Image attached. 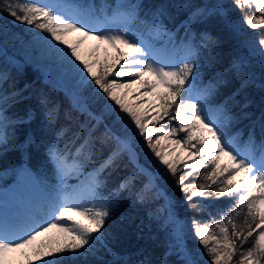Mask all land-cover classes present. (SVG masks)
I'll return each mask as SVG.
<instances>
[{
	"label": "snow or ice",
	"instance_id": "1",
	"mask_svg": "<svg viewBox=\"0 0 264 264\" xmlns=\"http://www.w3.org/2000/svg\"><path fill=\"white\" fill-rule=\"evenodd\" d=\"M232 4L241 11L243 24L253 30L264 29V0H232ZM75 7L77 11H69V6L58 0H0V12H6L14 21L27 26L34 41L44 44L61 63L79 75L80 85L88 87L94 82L97 86L94 95L103 93L118 106L117 109L113 105H104L107 111L115 113L118 121L125 120L135 125L137 135L144 137L147 148L166 166L167 174L174 178L189 211L203 213L209 207L205 201L223 197L233 201L226 210L220 211L218 218L209 213V219L203 220L197 219L196 215L180 219L174 202L168 200V222L172 230L165 256L176 254L181 264H264V145H261L258 157L251 149L250 145L254 143L251 138L249 145L241 149L237 138L228 132V125L234 117L227 113L224 106L212 109L207 103L214 86L211 89L197 88L195 81L198 77L193 76L201 48H210L215 43L214 38L207 32L200 33V42L197 43L196 34H189L186 30L185 38L178 46L185 54L178 59L161 60L152 46L138 39L131 30V25L139 19L140 5L132 4L123 10L113 11L111 15L102 10L103 19L96 15L92 6ZM253 8L258 14L249 15L245 11ZM205 14H211V10L197 8L184 23L190 26L194 18ZM162 15V12L156 14L152 27L158 34L174 40L175 34L165 26ZM70 32H78L81 37L70 44L64 39ZM259 35L258 45L264 49V33ZM86 38L110 44L116 49L115 61L111 64L105 62L99 72L93 71L99 62L90 63L78 53L79 45ZM123 48L130 51L124 52ZM260 55L264 57V51H260ZM117 64L121 71L113 73ZM242 67L241 61L232 65L237 72ZM109 75L129 77V86L139 84L144 94L154 95L160 101L158 108L163 110V115L157 111L151 119L159 123L164 116H168L170 120L177 121L178 127L170 126L167 131L155 125L150 128L145 121L148 110L137 112L134 106L125 104L114 93V89L124 86V82L115 78L110 80ZM8 79L6 73L0 72V145H7L9 128L13 124L7 115L9 102H15L21 95L17 90L8 92L4 88ZM161 88L163 91H157ZM41 103H45V98L41 99ZM83 110L87 111L86 108ZM121 113L127 115L122 116ZM46 115L51 122L53 113L49 111ZM92 119L100 123V118L92 116ZM153 129L164 136L183 132L185 135L175 139L174 143L182 148L195 149L189 153L191 163L184 162L180 168L175 160L166 159L157 149L159 139L148 140ZM94 130L95 126L89 130L88 138L75 154L62 152L58 146L49 147L48 159L58 177L57 182L48 185L39 181L47 194L26 217H15L11 221L0 217V264H11L7 259L9 252L32 245L38 236L52 228L63 234L62 242L41 241L33 252L39 264H66L68 260L71 264H78L82 257L97 254L98 242L106 246L104 226L114 215L112 198L134 188L137 176L132 173L105 196L102 191L106 186L103 174L107 169L118 166V161L126 152L130 159L135 154L129 137L114 136L116 147L88 173L86 183L78 189L69 190L66 178L74 173L83 175L85 166L93 162L91 157L94 153L89 151L85 154L83 149L89 145ZM103 135L113 138L114 134L106 127ZM225 157L228 163L221 164V159ZM183 168L190 170L184 172ZM197 169L202 170L197 173L202 182H188ZM140 171L149 175L151 180V185L145 183L137 191V199L143 203L146 193L155 186V177L142 167ZM240 173L243 176L236 180ZM68 213L83 217L88 223L74 220ZM189 229L198 241L196 250L187 247ZM246 244L249 246L245 247ZM29 264L34 262L29 261Z\"/></svg>",
	"mask_w": 264,
	"mask_h": 264
},
{
	"label": "trees",
	"instance_id": "2",
	"mask_svg": "<svg viewBox=\"0 0 264 264\" xmlns=\"http://www.w3.org/2000/svg\"><path fill=\"white\" fill-rule=\"evenodd\" d=\"M58 2L68 5L69 11L72 12L78 10L75 6H92L100 18L103 17L102 10L112 14L113 11L138 4L141 6L139 19L131 25V29L149 37L161 35L153 29L152 24L156 14L162 12L163 23L175 34L174 40H169L165 36L166 40L168 44L174 45L173 50L179 56L185 54L178 46L184 40L186 30L189 34H196L197 43L200 42V33H209L215 43L210 48H201L196 58L197 67L193 71L195 76L198 74L196 86L210 89L214 86L212 94L207 99L209 107L215 109L217 106H224L227 113L234 117L228 125L229 135L237 138V144L241 149L249 145L251 138L254 140L250 145L252 151L261 153V145H264V73L256 63L246 61L242 56L232 20L228 15H222L220 9L217 10L218 4L215 0H58ZM223 7L227 13L237 12L233 16L234 19H238L237 22L242 21L241 11L232 3L226 2ZM197 8L209 9L211 14L194 18L190 26L185 24L184 22ZM253 12L256 13L255 9ZM3 15L6 16V12H0V20ZM257 30L259 34L264 33V29ZM4 32L5 30L0 32V72L9 76L4 88L8 92L17 90L21 95L15 102L10 101L8 106L7 115L13 124L9 128L10 138L7 145L0 146V185L7 187L16 183L21 168L31 170L39 181L53 182L56 174L48 159L49 147L58 146L62 152L75 154L76 149L88 138L89 130L95 126L89 145L83 149L85 154L89 151L94 153L91 157L93 162L84 168L81 180L83 185L88 179V173L116 147L114 136L129 137L131 145L140 154L142 164L155 174L159 187H151L143 203L137 199V191L149 181L139 167L130 161L127 152L118 161V166L107 169L103 174L106 186L102 191L105 196L132 173H136L137 176L135 187L112 198L114 215L104 226L106 246L98 242L97 254L82 257L78 264H164L165 260L166 264H181L176 254L165 256L170 237L164 227V218L169 210L165 209V200L160 191H164L168 200L174 202L180 219L196 215L197 219L208 220L209 213L218 218L220 211L226 210L233 201L228 197L205 201L209 207L203 213L189 211L183 193L175 186L174 178L167 174L166 166L153 158L155 155L151 149H147V141L143 136L137 135L138 129H132L125 120H116L115 113L105 109L104 105L110 102V98L103 93L99 96L94 95L97 87L94 82L84 88V94L94 112V115L90 116L75 110L66 95L47 85L36 66L29 63L19 67L14 65L11 55L15 56L19 47L13 39L5 43L6 47L3 42L6 37ZM235 61H241L243 64L240 72L232 68ZM104 63L102 62V65ZM115 68L113 73L119 71L117 67ZM113 78L117 77L113 75L108 77L110 80ZM42 98H45L44 104L41 103ZM49 111L53 113L51 122L46 115ZM92 116L100 118V123L92 119ZM172 123L178 127L177 121L164 116L159 123L151 121L150 125L168 129ZM106 127L114 134L113 138L104 137ZM153 139V136L148 137V140ZM102 140L105 142L101 143ZM190 149L193 151L194 148ZM174 160L180 168L184 162L191 163L186 159ZM189 170L183 168L184 172ZM200 171L202 170L197 169L189 177L188 182H202L197 175ZM236 180L240 179L236 176ZM56 241L62 242L61 239H57L53 243ZM186 243L192 250L199 247L190 229ZM66 264H71V261H66Z\"/></svg>",
	"mask_w": 264,
	"mask_h": 264
},
{
	"label": "rangeland",
	"instance_id": "3",
	"mask_svg": "<svg viewBox=\"0 0 264 264\" xmlns=\"http://www.w3.org/2000/svg\"><path fill=\"white\" fill-rule=\"evenodd\" d=\"M218 4L219 11L222 15H228L229 19L232 20V27L234 32L237 35L238 39V48L242 56L246 61H252L256 63L264 73V57L260 55V51H264L258 45L260 35L258 30H253L247 25L243 24L242 21L237 22L238 19H234V15L237 12H226V9L223 7L224 3H232V0H215ZM254 9V8H253ZM253 9H248L247 14H256L253 12ZM108 13V12H107ZM109 14V13H108ZM111 15V14H109ZM238 17V16H237ZM103 19V17L101 18ZM117 27H119L117 25ZM2 28V29H1ZM5 30L4 34V44L9 40H16V46L19 47L15 56H12V61H15L19 65H24L25 63L33 64L40 71V74L43 76L51 75L54 78L60 79L67 86L76 89L81 95L87 96L84 94V86L79 83V75L75 73L68 65L61 63L54 54H51L46 46L42 43H38L33 40L31 31L27 26L19 24L14 21L12 17L7 15L2 21H0V32ZM135 36L138 39L143 40L147 44L151 45L153 50L156 52L157 56L161 60H170L173 58L178 59L180 56L176 51L173 50V44H168L166 37L164 35L156 36H143L136 33L133 29ZM40 35H44L40 33ZM2 37V36H1ZM4 37V36H3ZM2 37V38H3ZM81 37V34L78 32L68 33L64 39L67 40L70 44L75 43ZM55 44V41H52ZM7 47V44H5ZM122 47V46H121ZM124 52L130 51V49L123 48ZM78 53L80 54L83 60H87L90 63L98 61L99 63L93 68V71L99 72L102 66V62H107L109 64L113 63L116 59V49H114L110 44L102 43L94 38L84 39L83 44H80L78 47ZM177 56H176V55ZM79 64V62H76ZM123 63V60H121ZM116 67L121 71L120 65L117 64ZM116 70V68H114ZM127 70V69H124ZM198 74H196L197 76ZM193 76L195 73L193 72ZM116 79L124 82V86L114 89V93L120 97L123 102L127 105L134 106V110L137 112H143L146 109L148 110V115L145 117V121L150 125V122L153 121L151 117L156 115L157 111L162 112V109L158 108L160 101L154 95L144 94V89L136 83H132L130 86L127 84L129 77H117ZM147 79V77H145ZM198 80V79H197ZM195 81V85H196ZM157 91H163V89H157ZM109 105H113L115 108L114 102L110 100ZM151 104V107L149 106ZM118 109V108H117ZM148 118V119H147ZM130 119V118H129ZM147 119V120H146ZM117 120V119H116ZM156 122V121H153ZM169 123V122H167ZM132 129H135L134 124H130ZM172 126H176L172 123ZM151 128V127H150ZM165 131L167 129L165 128ZM180 135V136H178ZM153 138L159 139V144L157 145L158 150L162 152L166 159L170 161L174 159L179 160H191L189 159V153L194 152L190 148H182L175 145L174 140L184 136L183 133L170 134L164 136L162 132H157L153 129L152 133ZM2 146V145H0ZM148 149V148H147ZM150 150V149H149ZM153 158L158 159L156 156ZM200 159V157H196ZM228 163L227 158L221 159V164ZM31 175V178H28ZM243 176V173L237 175V178L240 179ZM58 177L56 176V184ZM82 175H76L75 173L66 178V183L69 186V190L73 188H80L82 185ZM36 177L30 174L27 170H23L18 180L11 189L0 186V217L3 216L5 207L10 206L12 209L11 217L7 221H11L15 217H26L29 213L35 210L36 206L40 204L46 194L38 193V197H30L27 192L31 190V186L36 182ZM37 184V183H36ZM39 184V183H38ZM37 184V189L39 185ZM33 189V188H32ZM21 190V191H20ZM41 196V198H40ZM40 198V199H39ZM12 200V204L9 205L8 202ZM170 211V210H169ZM166 213L164 218V227L167 230V234L171 239L170 233L172 230V225L168 222V214ZM68 215L73 216L74 220H79L83 223H88L87 220H84L83 217L74 215L73 213H68ZM63 234L59 232L58 229L52 228L47 232L42 233L37 237L36 241L32 245H29L23 249H17L15 251L9 252L7 254V259L11 261V264H29V261L34 262V264H39L38 257L33 254L35 248L41 243L44 242H53L57 239L62 240ZM45 251H47L45 249Z\"/></svg>",
	"mask_w": 264,
	"mask_h": 264
},
{
	"label": "water",
	"instance_id": "4",
	"mask_svg": "<svg viewBox=\"0 0 264 264\" xmlns=\"http://www.w3.org/2000/svg\"><path fill=\"white\" fill-rule=\"evenodd\" d=\"M45 81L46 83L51 86L52 88H54L55 90L59 91V92H62L64 95H66V97L71 101L73 107L82 112V113H91L92 112V109L90 107V105L88 104L87 102V99L81 95L76 89L74 88H71L67 85H65L62 81L56 79V78H53L51 77L50 75H45ZM86 108L87 111H84L83 109ZM133 151H134V157H132L130 159V155H129V159L130 161L133 163V164H136L138 165L139 168H143L146 170V173H150L151 176L155 177L154 173L152 172V170H150L149 168L145 167L142 163H141V158H140V155L137 151L136 148L132 147ZM142 173V172H141ZM147 179L148 181L151 183V180H150V177L149 175L145 174V173H142ZM154 187H158V182L156 180V177H155V186ZM161 193L163 194V192L161 191ZM164 199H165V203H166V209H169V206H168V198L164 196Z\"/></svg>",
	"mask_w": 264,
	"mask_h": 264
},
{
	"label": "bare ground",
	"instance_id": "5",
	"mask_svg": "<svg viewBox=\"0 0 264 264\" xmlns=\"http://www.w3.org/2000/svg\"><path fill=\"white\" fill-rule=\"evenodd\" d=\"M7 14V13H6ZM8 15V14H7ZM6 15V16H7ZM4 16V15H3ZM6 16H4V17H6ZM4 17L0 20V21H2L3 19H4ZM13 64L14 65H17L18 67L19 66H21V65H19L18 63H16L15 61H13ZM254 152V154L258 157L261 153H259V152H255V151H253ZM28 178H31V175L28 177ZM32 188H31V190H29L27 193L30 195V196H34L37 192L38 193H41V194H43L44 192H43V190H42V188H38L37 189V184H36V182L31 186ZM40 187V186H39ZM21 191V190H20ZM41 197V196H40ZM40 199V198H39ZM10 218V217H9ZM8 218V219H9Z\"/></svg>",
	"mask_w": 264,
	"mask_h": 264
}]
</instances>
